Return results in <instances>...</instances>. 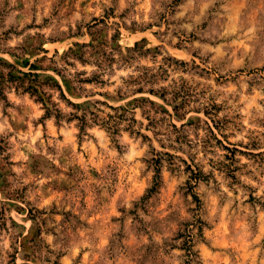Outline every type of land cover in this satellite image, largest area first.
Returning <instances> with one entry per match:
<instances>
[{
	"label": "rangeland",
	"instance_id": "374dc122",
	"mask_svg": "<svg viewBox=\"0 0 264 264\" xmlns=\"http://www.w3.org/2000/svg\"><path fill=\"white\" fill-rule=\"evenodd\" d=\"M0 145V264H264V0H0Z\"/></svg>",
	"mask_w": 264,
	"mask_h": 264
},
{
	"label": "trees",
	"instance_id": "16d2710c",
	"mask_svg": "<svg viewBox=\"0 0 264 264\" xmlns=\"http://www.w3.org/2000/svg\"><path fill=\"white\" fill-rule=\"evenodd\" d=\"M28 67L27 72H23V77L21 78L20 76H14L11 73H9V80H19L18 86H22L23 91L29 93L31 96L35 97V100L37 102L42 103V106L45 109L44 115L42 118H49L53 117L57 123L60 121L64 120L66 122H69L73 119H76L78 121V127H79V134L84 135L86 134V127L88 126V122L85 119V114L78 115V111L81 109L79 105L76 103L70 101L63 93L60 85L52 80L51 78H47L46 82H42L40 80L39 74L36 72L38 69V66L34 62H26L24 63ZM24 78H27L28 83L26 85L24 84ZM92 79H80L79 81H91ZM46 83H51L49 84L50 86H55L59 90V96L60 99L63 100L66 105L71 106L74 108L76 111L75 112H70L68 114H64L56 107V104L50 101V95H46V92L41 89V86L46 84ZM150 93L153 94H158L157 90L150 89ZM46 95V98L48 99L50 105H47L45 103V99L42 96ZM162 98H164V95H160ZM100 101H96V103H99ZM111 109L115 110V114H107L106 119L102 121L100 124L106 128L108 133L110 134L111 138L113 141H116L115 137L118 135L119 130H120V124L122 122L126 123V126L124 129L129 130L131 134L135 135H141L143 138L148 139L146 135H143L140 133L139 129L134 128V123L136 122L135 119L133 118L132 113H128V109L123 108V107H110ZM83 109V108H82ZM95 123V121H93ZM5 151V146L0 145V154H2ZM154 157H152L149 160V163L152 165L154 169V176H153V181L151 187L147 190V195L152 194L153 192L156 191L157 187L159 186L160 183V171H161V166H162V157L160 156V153H153ZM165 154L169 155V153L165 152ZM7 156H2L0 157L1 160H6ZM169 164H172V162H169ZM1 168L4 167V165H0ZM188 175L186 179V185L188 190L192 193V189L194 185L199 181V180H206L207 177L203 175L199 170L197 169H192L189 165H186L184 169ZM146 195V196H147ZM194 200L198 203L199 200L195 194H193ZM6 217L4 216V205L1 203L0 200V230L2 228L5 229V224H6ZM8 219L12 222L13 220L11 217H8ZM177 237H183L184 241L182 243V248L185 250V255H186V262L191 260L190 258L193 255L192 249H191V234L190 230L187 229L186 232L184 233H179ZM15 252L14 250L12 254L10 255L13 260V264H16L14 261L15 257Z\"/></svg>",
	"mask_w": 264,
	"mask_h": 264
}]
</instances>
